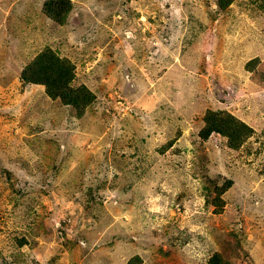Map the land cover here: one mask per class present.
<instances>
[{"label": "rangeland", "instance_id": "obj_1", "mask_svg": "<svg viewBox=\"0 0 264 264\" xmlns=\"http://www.w3.org/2000/svg\"><path fill=\"white\" fill-rule=\"evenodd\" d=\"M44 1L0 0V264H264V0ZM43 49L91 103L20 77Z\"/></svg>", "mask_w": 264, "mask_h": 264}, {"label": "trees", "instance_id": "obj_2", "mask_svg": "<svg viewBox=\"0 0 264 264\" xmlns=\"http://www.w3.org/2000/svg\"><path fill=\"white\" fill-rule=\"evenodd\" d=\"M218 3L223 6L221 0ZM71 5L72 0H45L43 8L48 15L61 22ZM20 77L25 82L43 84L50 97L79 109L94 99V94L85 85H71L74 78L73 65L68 59L57 56L50 49L37 53L23 68ZM211 132L226 136L228 144L237 148L252 129L228 112H214L207 115L199 135L205 139ZM209 261L217 264L214 256Z\"/></svg>", "mask_w": 264, "mask_h": 264}]
</instances>
